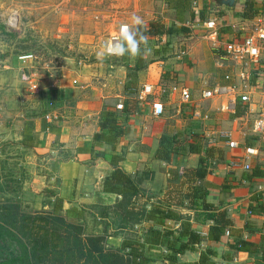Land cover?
I'll return each instance as SVG.
<instances>
[{"label":"crops","instance_id":"crops-1","mask_svg":"<svg viewBox=\"0 0 264 264\" xmlns=\"http://www.w3.org/2000/svg\"><path fill=\"white\" fill-rule=\"evenodd\" d=\"M168 1L153 0L155 7L151 10V16L144 21L143 25L158 20L159 16L172 22L181 17L185 20L184 24L193 29L195 37L173 42L170 47H166L165 44L162 45L164 40L159 42L157 39L147 38V46L151 48V54L137 58L133 64H129L131 61L130 56L126 68L120 65L109 66L110 69L117 70L115 73L103 74L99 67L89 65L82 67L79 72L80 75H78L76 70H70L62 66L57 72L56 82L60 81L58 86L55 84V86L50 85L48 88L62 89L65 94H68L67 89L70 87V80L73 79L72 83L76 82V79H74L76 75L78 77L84 75V82L88 83V89L85 91L83 98L84 101L74 109V117H65L66 111L60 115V118L57 115L58 113H53L48 122L56 121L54 124L56 130L44 135L42 145L34 151L39 155H44V161H46V157L49 159L48 161L53 162V170L55 171L47 178L49 184L51 183L50 189L47 190L56 192L63 199L64 211L70 209L85 211L84 225L87 233L91 235H102L106 223L110 222L109 219L99 218L97 212L92 215L90 208L94 204L93 193L96 182L111 171L110 160L113 155H124L125 160L119 166L128 175L133 177L151 176L150 180L148 178L140 185L142 195L140 205L145 203L147 209L158 203L167 190L166 173L169 169L178 168L182 171L187 167H197L198 159L188 158L187 156H174L170 164L155 160L154 155L158 149L160 138L164 134L173 136L177 133H183L184 140L189 139L190 126L188 125L190 120H193L194 113L199 114L202 112L200 110L202 99L207 101L202 96L203 92L220 85L221 80L227 75L231 78V84L237 83L239 73L243 70L242 65L232 64L231 67L228 64V67H226L219 63V60L228 51L230 43L238 41L237 35H239V41L241 42L251 34L257 24H261L264 28V0H252L256 3L258 11L257 16L252 19H245L242 16L244 4L247 0H237L235 7L232 9L216 8L210 0H187L189 6L185 11H179L171 7L178 0H170L172 2L170 5L167 4ZM185 2L180 0L177 4L184 6ZM157 8H162L163 11L155 13ZM192 14L196 19L193 22L191 21ZM201 14L208 16V21L215 20L217 22L218 43L214 44L213 38H209L204 30V24L208 21L199 23L198 20ZM163 21L165 22V20ZM227 27L231 29L229 34L223 31ZM197 28L201 32L196 30ZM143 47L144 45L141 44V48ZM137 63H141L143 69L135 75H129L126 71L132 69ZM77 69L80 70V68ZM248 69L253 78V73L256 71H254V66L252 65ZM82 70L86 72H82ZM131 77L133 80H131ZM253 81L251 80V84ZM94 82L97 83L96 85H100L101 88H99L100 86L92 88ZM111 86L112 88L109 89ZM144 86H152L154 92L152 96L147 98L146 102L140 103V108L133 110L135 113L127 125L122 124V121H120L121 126H129L130 132L121 139L116 153L113 152L110 146L103 145L96 148L93 156L90 153L73 154V158L69 161H59L58 152H62L63 148H67L68 151L71 145L72 152H74L73 149L77 145L92 140V136L99 130V118L103 111L117 110L116 107L119 104H124L127 100L132 99L135 101ZM174 86L188 89L191 92V102L189 104H183L180 95L172 92ZM199 88L202 89L200 95L197 91ZM114 89H122L123 93L116 94L113 92ZM31 93L38 95V92L31 91ZM251 94H253V91ZM256 96L255 94L251 96L252 100L254 98L256 100ZM215 100L217 107L214 109L215 106L211 105L213 109H210L209 117L204 116L206 120L211 118L210 121L205 122V125L207 122L212 121L213 126H204L205 131L202 133L204 147H215V158L210 161V164L213 163L214 167L209 166L211 173L205 180L210 194L208 201L218 207L217 212L223 211L226 213L227 218L231 221L232 230L238 231L244 240L255 241L260 235H264V215L252 214L249 209L252 203L251 199L254 196L260 195L264 198V142H257L251 132V122L250 125L245 123L249 122L246 117L252 113L256 106L252 105L250 108L241 105L237 101L236 109L226 112L220 109L224 101ZM154 101H159L164 105L165 113L163 116H154L152 112ZM170 108H173L174 111L170 112ZM117 111L121 112L122 110ZM212 114H216V118L210 117ZM123 116L122 114L120 119ZM222 116L229 117L230 126H220L218 121H222L220 119ZM199 120L205 121L204 119ZM163 121H169L170 125L162 124ZM37 126V130H39L41 121L37 122ZM74 126H79V128L75 129ZM222 132H230L232 140L239 144V148L230 149L227 140L219 138L218 134ZM216 135L217 142L211 144L210 140L214 139ZM248 144L260 147L257 157L246 158L244 152ZM49 153H54L53 159H51L52 156ZM236 160L241 163L248 161L252 168L258 165L263 175L251 179L246 178L250 176L251 172H246L242 168L231 169L229 167V164ZM52 181L54 182L52 183ZM224 184L226 186L223 188ZM25 191H27L26 188H24ZM101 198L104 206H111L117 199H121L113 194H102ZM43 209H46V207L44 206ZM180 212L183 217L190 220L192 228L201 234L205 240L196 246L195 251L180 256L179 260L182 263L197 262L200 254L209 247L206 238L210 228L214 226V222L205 220L200 215L202 213L200 208L195 210L181 208ZM180 225V223H168V226L174 227V229H178ZM142 226L144 227L145 224ZM141 228L138 226L135 231ZM115 234L117 232L113 229L108 231L107 246L119 248L123 236H116ZM233 240L234 237H231L227 232L223 244L216 245L219 254L232 259L230 261L223 260L221 256H218L213 257L212 262L214 264L224 262L255 264L254 258H249L244 253H236L229 247ZM159 263L163 264L162 262L156 264Z\"/></svg>","mask_w":264,"mask_h":264},{"label":"trees","instance_id":"trees-1","mask_svg":"<svg viewBox=\"0 0 264 264\" xmlns=\"http://www.w3.org/2000/svg\"><path fill=\"white\" fill-rule=\"evenodd\" d=\"M173 4L179 11L187 10V0L184 6ZM168 5L172 4L169 0ZM209 7H211L209 5ZM178 11V12H179ZM256 3L247 0L244 4L242 16L252 19L257 16ZM180 16V15H179ZM192 14L191 21H195ZM209 20L208 16L201 14L199 23ZM185 20L179 17L177 21L166 24L162 20L151 21L142 26L143 34L147 38L157 39L159 42L165 38V46H171V40L175 38L187 39L193 36V29L184 24ZM231 29H223L229 34ZM237 40H240L237 35ZM33 55V54H32ZM120 57V56H118ZM130 55H125L127 61ZM37 57L33 55V59ZM137 63L129 69V75L137 74L143 67ZM259 70L253 73V85L260 86ZM230 76H225L221 86L231 84ZM40 106L36 111L26 115L21 139L10 143L23 151H33L43 143L44 135L56 130V126L48 122L47 116L57 112L64 104V91L62 89H48L39 93ZM140 103L127 100L123 104L121 112L112 109L105 110L99 118V130L92 136L90 142L77 145L69 154L60 151L61 162L69 161L73 154L90 153L92 156L96 148L108 145L113 152H117V146L122 138L129 132L127 125L134 115V109L140 108ZM135 109V110H136ZM124 115L120 119L121 115ZM216 118V114H212ZM41 121L40 129L37 130V122ZM120 121L122 124L120 125ZM183 133L173 136L162 135L158 149L154 155L155 160L167 164L172 162L174 156H187L198 159L196 168H185L182 171L172 168L167 171V190L162 199L147 209L140 205L142 198L140 185L149 178L133 177L120 168V163L125 160L124 155H113L110 160L109 173L96 182L93 193L94 204L90 213H98L99 218L109 219L102 235H91L86 231L84 225L85 211L70 209L64 211L63 199L54 191L42 192L47 198L54 199L51 211H36L27 213L17 200L0 201V264H214L213 257L221 256L223 260L228 258L217 252V246L223 244V239L228 232L234 237L229 247L236 253L247 254L249 258L255 259V264H264V235H260L255 241L244 240L238 231L232 230L230 219L225 212H217L218 207L209 203V191L205 180L211 171L210 161L215 158L213 146L203 145L202 133H190L189 139L184 140ZM6 145V144H5ZM247 146H252L248 144ZM65 154V155H64ZM64 155V156H63ZM69 157V158H68ZM251 174L246 178L251 179L263 175L258 165L252 168ZM14 179V180H13ZM226 184L222 187L224 188ZM21 189L19 182L14 178L8 179L4 188L0 187V194L8 192L16 193ZM102 194H113L120 200L111 206H104ZM48 201V200H47ZM249 211L255 215H264V198L256 195L251 199ZM202 210L200 214L207 221H213L214 226L210 228L206 238L208 249L202 252L197 262L182 263L179 257L188 252L195 251L205 238L192 228L189 219L181 215L180 209ZM180 223L178 229L168 226V223ZM145 224L143 227L142 225ZM142 227L135 231L136 227ZM113 229L118 235L123 236L119 248L107 246L108 231Z\"/></svg>","mask_w":264,"mask_h":264},{"label":"rangeland","instance_id":"rangeland-1","mask_svg":"<svg viewBox=\"0 0 264 264\" xmlns=\"http://www.w3.org/2000/svg\"><path fill=\"white\" fill-rule=\"evenodd\" d=\"M154 7L153 0H0V187L4 188L8 179L13 176L21 187L16 193L10 194L6 191L0 194L1 202L17 200L27 213L51 211L52 206L48 203H53L54 199H48L42 192L51 187L47 178L55 171L53 162L48 161L46 157L44 161V155H39L34 150L25 152L9 144L21 139L26 115L39 109V93L48 90L50 85L58 86L60 81L56 82L57 72L62 66L76 70L78 75L82 67L89 65L99 67L103 74L117 71L110 69L111 65L126 68L129 60L127 61L125 55L99 59L97 54L102 51L110 35L119 30L121 24L131 25L134 15L141 17L144 22L151 16ZM161 10L162 8H157L155 13H161ZM160 19L161 16L158 20ZM163 20L167 24L172 23L171 20ZM196 30L201 32L199 28ZM181 40L183 39L175 38L171 43ZM166 41L167 38L162 45ZM32 54L37 58L24 59L25 56ZM137 58L139 57L131 56L129 64H133ZM219 63L226 67L228 64L232 67L233 64L222 60H219ZM126 72L129 74L128 70ZM78 75L74 78L76 84L72 83L71 79L70 87L67 89L69 93H64L65 104L56 112L59 118L64 111L65 117L73 118L74 109L84 101L88 83L84 82V75L81 77ZM96 84L94 82L92 88L100 86ZM236 84L244 87L247 82L238 78ZM33 86L37 87V96L31 93ZM250 86L255 87L249 88V92L253 91L251 96L257 95V99L252 100V105L256 107L246 117L249 122L246 121L245 124L250 125L251 122L252 126L253 121L264 111V89L263 84ZM111 88L112 86L109 89ZM201 90V88L197 90L199 95ZM113 92L121 94L123 90L114 89ZM211 105L215 106L214 109L217 107L215 99L207 101L202 99L200 103L202 114L194 113L193 120H190L188 125L190 133H203L204 126H213L212 121L205 125L211 118L206 120L204 117H209V111L213 109ZM169 111L172 112L174 109L170 108ZM220 119H222L218 121L220 126H230L228 116H222ZM55 122L51 121V124L54 125ZM164 122L162 124L170 125L169 121ZM68 151L67 148L62 150L66 155L69 154ZM49 154L53 159L54 153ZM58 159L67 158H60L59 154ZM209 165L214 167L213 163ZM24 188L27 191L24 192ZM44 206L46 209H43Z\"/></svg>","mask_w":264,"mask_h":264},{"label":"built area","instance_id":"built-area-1","mask_svg":"<svg viewBox=\"0 0 264 264\" xmlns=\"http://www.w3.org/2000/svg\"><path fill=\"white\" fill-rule=\"evenodd\" d=\"M204 30L207 32V36L209 38H213L214 44L218 43V28H217V22L215 20H210L207 23L204 24ZM119 34V30L115 33L110 35L109 40H112L113 38L117 37ZM108 40V41H109ZM228 51L225 53L224 57H222V61H228L229 63L242 65L243 70L239 73V78L243 82H247L246 86L241 87L239 84L234 83L233 85H227V86H221L217 85L211 90H207L203 92V98L207 100L212 99H219L223 100L224 103L221 106V111H234L237 106V101L241 105L249 106L251 108L252 106V97L251 92H249V88H255L251 87V72L248 68H251V66H254V71L259 70V79L263 84L264 89V28L261 26V24H257L251 34L244 38L241 42L234 41L231 42L229 45ZM184 54V52H183ZM118 57V56H116ZM26 60L33 59L32 55H27L24 57ZM23 59V60H24ZM29 79V78H27ZM227 80L230 79V77L226 78ZM30 80V79H29ZM76 84V82H74ZM252 85V84H251ZM244 88V89H243ZM33 92H38L37 87H32ZM153 88L152 86H144L142 91L138 94L137 100L139 103H143L147 101V98L149 96H152L153 94ZM172 92L179 94L180 99L183 104H189L191 102V92L188 89L185 88H178L174 86L172 88ZM117 110H123V105L119 104L117 107ZM152 112L154 116L161 117L165 113L164 105L159 101H154L152 103ZM197 114V113H196ZM53 115H48L47 120L51 119ZM251 132L255 139H257V142H264V111L263 114L255 119L252 123ZM219 138L227 140V144L230 147V149H238L239 144L232 140L231 133L230 132H222L219 133ZM217 142V135L214 139L210 140L211 144H215ZM209 143V142H208ZM209 143V144H210ZM210 144V145H211ZM259 146H247L245 148V156L246 158L251 157H257L259 155ZM229 167L231 169H240L242 168L246 172H251V164L246 162H239V161H232L229 164ZM221 264H231L229 262H224Z\"/></svg>","mask_w":264,"mask_h":264},{"label":"clouds","instance_id":"clouds-1","mask_svg":"<svg viewBox=\"0 0 264 264\" xmlns=\"http://www.w3.org/2000/svg\"><path fill=\"white\" fill-rule=\"evenodd\" d=\"M144 22L141 17L133 16L132 24H121L117 37L105 42L103 49L98 53V58L107 56L142 57L151 54V48L147 46V36L143 34L142 26ZM141 44L144 45L141 48Z\"/></svg>","mask_w":264,"mask_h":264},{"label":"water","instance_id":"water-1","mask_svg":"<svg viewBox=\"0 0 264 264\" xmlns=\"http://www.w3.org/2000/svg\"><path fill=\"white\" fill-rule=\"evenodd\" d=\"M210 1L212 5L216 8H228V9L234 8L237 2V0H210Z\"/></svg>","mask_w":264,"mask_h":264}]
</instances>
